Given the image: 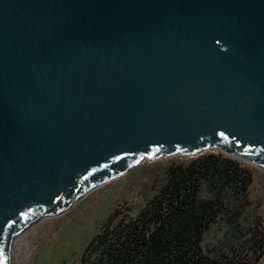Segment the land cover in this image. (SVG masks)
Returning <instances> with one entry per match:
<instances>
[{"label":"water","instance_id":"obj_1","mask_svg":"<svg viewBox=\"0 0 264 264\" xmlns=\"http://www.w3.org/2000/svg\"><path fill=\"white\" fill-rule=\"evenodd\" d=\"M264 170V0H0V264L143 160Z\"/></svg>","mask_w":264,"mask_h":264},{"label":"trees","instance_id":"obj_2","mask_svg":"<svg viewBox=\"0 0 264 264\" xmlns=\"http://www.w3.org/2000/svg\"><path fill=\"white\" fill-rule=\"evenodd\" d=\"M250 172L220 151L187 162L171 163L163 185L131 217L115 207L83 247L77 264H237L239 257L220 259L201 246L206 228L223 209L225 188L247 189ZM209 193L201 199L203 187ZM259 223L249 235L255 263L264 252Z\"/></svg>","mask_w":264,"mask_h":264},{"label":"rangeland","instance_id":"obj_3","mask_svg":"<svg viewBox=\"0 0 264 264\" xmlns=\"http://www.w3.org/2000/svg\"><path fill=\"white\" fill-rule=\"evenodd\" d=\"M206 152L218 150L207 149L202 153ZM192 157L175 155L143 160L124 174L86 191L62 212L40 217L27 226L32 227L28 235L30 252L24 249L21 256L16 253V263L77 264L83 247L115 207L135 216L163 185L167 167ZM236 160L250 172L251 181L245 190L240 185L225 188L223 209L204 231L201 246L210 256L220 259L237 256V264H245L252 258L248 244L251 231L259 223L258 228L264 232V170ZM208 196L204 186L199 197ZM50 241L51 245H45ZM249 264H264V252L258 261Z\"/></svg>","mask_w":264,"mask_h":264},{"label":"bare ground","instance_id":"obj_4","mask_svg":"<svg viewBox=\"0 0 264 264\" xmlns=\"http://www.w3.org/2000/svg\"><path fill=\"white\" fill-rule=\"evenodd\" d=\"M30 230H32V227L30 228L27 227L14 236L11 242V245H10V264H17L15 261V259H17L16 253L21 256L22 250L24 249L26 253L30 252V240L28 236ZM52 242L50 241L45 245H48V244L51 245Z\"/></svg>","mask_w":264,"mask_h":264}]
</instances>
